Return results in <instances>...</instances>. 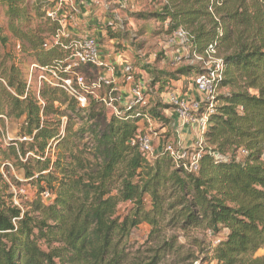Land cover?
<instances>
[{
    "label": "trees",
    "instance_id": "1",
    "mask_svg": "<svg viewBox=\"0 0 264 264\" xmlns=\"http://www.w3.org/2000/svg\"><path fill=\"white\" fill-rule=\"evenodd\" d=\"M209 2L166 0L151 13L170 34L184 29L190 52L202 53L212 42L224 51L218 91L227 90L215 96L196 171L175 163L165 145L149 160L130 144L144 115L167 121L165 105L117 104L118 114L107 116L95 99L80 107L58 86H27L15 57L0 54V115L20 121L18 135L26 138L0 143V168L11 161L35 191L20 205L0 192V264H159L174 249L173 238L149 250L146 260L129 258L126 242L141 223L153 240L166 226L224 231L217 244L202 248L210 261L264 264V254L255 255L264 246V0H220L212 12ZM52 5L0 0L8 32L38 66L67 56L59 45L44 46L59 28L45 16ZM7 42L0 26V46ZM158 74L153 84L161 90ZM238 149L246 153L239 157ZM122 203L130 204L124 214Z\"/></svg>",
    "mask_w": 264,
    "mask_h": 264
},
{
    "label": "rangeland",
    "instance_id": "2",
    "mask_svg": "<svg viewBox=\"0 0 264 264\" xmlns=\"http://www.w3.org/2000/svg\"><path fill=\"white\" fill-rule=\"evenodd\" d=\"M103 1L95 0L94 5L92 4L97 7L95 13L97 16L93 19L100 29L105 28V38L100 41V44L106 51H109L111 56L117 54L120 59L122 54L121 63L128 61L133 66L136 81H141L139 84L144 90L143 105L151 107L159 102L166 106L162 108V114L167 120L164 123L154 119L140 122L141 133L147 135L151 142L152 153L148 154L147 158L152 160L157 150L167 144H170L176 151H185L188 155L199 150V132L203 129L204 133L208 126L207 124L203 126L202 122L186 126L183 115L200 118L204 112L206 97L202 96V101L199 107L196 108L194 100H191L187 92L196 90L193 84L195 73L200 71L201 67H214V63L210 62L206 65L204 62L194 61L186 50L180 53L182 55L179 60L173 59L174 55H177V50H179L178 45L173 41L172 34L167 31L166 23L157 22L151 17V13L160 11L162 6L166 4V0H127L124 5H119L115 2L116 0H110L112 1L110 8L114 10L116 16L112 20L113 25L108 29H106V21H102L103 14H107L106 11L102 10L104 9ZM86 2L87 0H73L74 5L80 10V15L82 13L81 16L79 15L80 17L77 16L78 26H85L89 22L87 16L89 5ZM45 16L42 19L34 17L31 21L32 24L36 25L40 21L43 22ZM79 22H82V25H79ZM0 26L4 34L8 36L7 44L4 47L0 46V54L9 52L14 56L15 64L26 73L27 85L36 86L39 70H31L34 61H30L25 56L20 49L19 42L8 32L2 9H0ZM206 28L209 29L210 26H206ZM67 31L70 32L68 27ZM51 41V36L45 39V42ZM117 42H119V45H116ZM163 52L166 54L164 55ZM223 54V50L217 49L215 56L222 57ZM143 64L149 65L150 71L148 69L144 70L142 68ZM188 68L191 69V75L189 76L185 73ZM77 70L85 76L87 81L97 74V70L89 66H81ZM160 71L163 74H158ZM157 74L162 80H165L161 90L158 82L153 84V76ZM118 84L123 85L121 81H118ZM225 90L227 89H221L217 94ZM102 91L103 89L99 90V92ZM173 96L185 99L184 109L177 108V106L170 103V97ZM104 109L107 116L113 112L110 107L104 106ZM0 116L3 119L2 122L0 121L1 144H7L11 140L22 141L26 139L18 135L20 121L9 119L5 115ZM233 153L239 157L244 154L241 149ZM0 192L6 194L4 196L12 195V201L19 205L32 199L35 193L28 180L24 178L22 170L16 168L11 161L4 163L0 168ZM129 207V203H122L118 207V212L124 214ZM149 232L150 227L145 223H141L132 229L126 242L130 259L146 260L147 257L152 255L149 250H156L157 246L165 240L173 238L175 240L174 249L166 252L159 264H216V262L210 261L209 255L202 248L213 247L217 244L223 237L224 231L218 235H212L203 227L183 230L178 226H166L163 228L160 237L155 240L150 238ZM263 254L264 246L255 253L256 256Z\"/></svg>",
    "mask_w": 264,
    "mask_h": 264
},
{
    "label": "built area",
    "instance_id": "3",
    "mask_svg": "<svg viewBox=\"0 0 264 264\" xmlns=\"http://www.w3.org/2000/svg\"><path fill=\"white\" fill-rule=\"evenodd\" d=\"M53 5L51 8L46 9V16L52 20L57 21L59 28L56 33L51 37V44L61 46L66 52L67 56L59 62H55L49 66H38L36 64L31 65V70L38 69L37 86L42 83H46L51 86H58L63 89L70 97L74 98L80 107H86L88 100L95 99L102 105L113 109V113L118 114L117 104H121L123 101V95L120 86L111 76H106L102 73V70L113 71V66L103 60L101 56L100 45L96 38L93 36H76L72 37L67 27L72 25L75 20V16L80 13L77 6L74 5L73 0H51ZM127 0H116L119 5H124ZM220 0H210L209 11L212 12L213 5L217 4ZM216 20L218 18L214 16ZM115 17L110 18L108 24L113 25L112 20ZM173 41L176 42L179 49L184 52L185 50L192 57V60L198 62H204L206 65L210 62L214 63V67H201V70L196 73L193 78V84L198 93L206 97L205 110L201 114L200 118L183 115L185 124H194L202 122L203 126L207 124L208 117L215 112V108L218 105L215 96L218 92V85L223 79V60L222 57H216L215 42L210 43L202 53L190 52L188 47V35L187 32L179 28L172 33ZM68 39L67 43H62L61 39ZM50 44V42H45ZM166 52V51H165ZM165 52L164 55L166 54ZM177 52L173 59L179 60L181 55ZM81 66L93 67L97 70V74L89 81L85 76L78 72V68ZM121 80L123 84H129V94L125 99L124 107L130 109L131 107L142 104V87L139 82L136 81L133 66L126 62L121 68ZM28 86V85H27ZM103 89L102 92H99ZM170 103L177 106V108L184 109L186 101L181 97H170ZM200 102L194 101V106L198 108ZM143 119L149 121L150 118L144 115ZM203 129L199 132V150L194 151L188 155L185 151H176L170 144L165 145L164 151L168 152L173 158L175 163H181L182 167L188 171H196L198 169V161L202 154V138ZM131 145H137L139 150L146 156L152 153L151 142L147 135L139 132L131 139ZM242 153H246L241 149ZM264 158V151L262 152ZM219 158V157H218ZM44 201H48L51 198L49 191H44L41 194Z\"/></svg>",
    "mask_w": 264,
    "mask_h": 264
},
{
    "label": "crops",
    "instance_id": "4",
    "mask_svg": "<svg viewBox=\"0 0 264 264\" xmlns=\"http://www.w3.org/2000/svg\"><path fill=\"white\" fill-rule=\"evenodd\" d=\"M94 1L95 0H87V2H86L89 5V12L87 14V16L89 17V22L85 26H78V24H77L78 17H80L82 15V13H81V15L79 13L78 15L75 16L74 23L72 25H69V27H68V29L70 30L69 33L71 35H76V36H93L94 38L97 39V41L100 45V49H101L100 53H101L103 60H105L108 64L113 66V71H107L106 72L105 70H102V73L106 76H111L114 79V81L117 82V84H118V81L122 82L121 70L119 71V68L120 67L122 68V66L128 61H123L121 63L120 59H121L122 54L120 55V59L118 58L119 56L117 54H114L111 56L109 51H106V49L100 44V41L105 38V30H104L105 28L100 29L97 26V22H95V20L93 19V18H95V16H97L95 14L97 7L93 6ZM103 2H104V5H103L104 9H102V10L106 11L107 14H103L102 21L103 22L106 21V23L108 24V21L110 20V18H113V16L115 17L116 13L114 12V10H111V8H110L112 1L104 0ZM79 25H82V22L81 23L79 22ZM177 52L180 53L181 50L179 49V50H177ZM137 82H141V81L137 80ZM120 89H121V92H122V95L124 98L120 105L124 106L125 105V99L129 94V84L126 83V84L121 85ZM142 92L144 93L143 88H142ZM187 93L189 94V97L191 98V100H194L196 102L202 101L201 99H202L203 95L198 93L196 90H194V91L189 90ZM189 125L190 124H187L186 126H189Z\"/></svg>",
    "mask_w": 264,
    "mask_h": 264
}]
</instances>
